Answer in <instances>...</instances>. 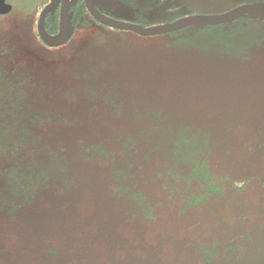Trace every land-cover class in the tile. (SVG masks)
<instances>
[{
	"label": "rangeland",
	"instance_id": "374dc122",
	"mask_svg": "<svg viewBox=\"0 0 264 264\" xmlns=\"http://www.w3.org/2000/svg\"><path fill=\"white\" fill-rule=\"evenodd\" d=\"M41 1L0 16V264H264V19L142 37L86 14L47 48ZM251 3L113 0V17L160 26ZM66 183L75 207L51 217Z\"/></svg>",
	"mask_w": 264,
	"mask_h": 264
},
{
	"label": "water",
	"instance_id": "95a60500",
	"mask_svg": "<svg viewBox=\"0 0 264 264\" xmlns=\"http://www.w3.org/2000/svg\"><path fill=\"white\" fill-rule=\"evenodd\" d=\"M50 3L40 12L37 20V36H39L42 44L47 48H60L64 45L71 33V19L69 16V0H49ZM74 0H72L73 2ZM86 4V9L89 12L92 20L98 23L103 28H108L113 31L119 32H131L137 36L150 37V36H162L172 35L183 31L188 27H218L226 26L237 22L242 17L251 15L264 18V3H251V5H240L237 8L229 10L227 13L217 16H187L182 19L172 22V24H161L160 26L143 27L141 25H135L130 22H122L114 20L105 14L103 15L96 9L98 5H102L107 10L113 12L112 0H83ZM62 5L59 12V29L55 35H48L45 30V20L51 11L56 10L59 5ZM11 11V7L5 3V0H0V16L6 15Z\"/></svg>",
	"mask_w": 264,
	"mask_h": 264
},
{
	"label": "trees",
	"instance_id": "16d2710c",
	"mask_svg": "<svg viewBox=\"0 0 264 264\" xmlns=\"http://www.w3.org/2000/svg\"><path fill=\"white\" fill-rule=\"evenodd\" d=\"M54 16H49L48 18H47V20H46V22H45V24H46V29H47V31L49 30L50 32L52 31V30H54V28H53V18ZM247 17H243V18H241L240 19V21H242V20H245ZM260 18V17H259ZM261 19H264L263 17L261 18ZM239 21V22H240ZM221 27V26H220ZM184 30H186V29H184ZM184 30L183 31H180V32H177L178 34L179 33H181V32H184ZM177 33H173V34H177ZM172 34V35H173ZM96 158L97 159H99V161H100V163L101 164H104V165H106L107 164V162L105 161L106 159L104 158V157H102L101 155H97L96 156ZM131 167V166H130ZM134 169L131 167V169H130V175L131 176H134ZM123 181V180H122ZM203 183H204V181H203ZM90 184L92 185V187L94 188L95 186H97V184H95V183H92V182H90ZM119 184H121V179H119ZM261 184H263V186H264V180L261 182ZM66 185H67V183L66 184H63V186L62 187H60L59 189H57V190H55L54 192H52V195H53V197L54 198H56V197H59V196H63V195H67V196H64L63 197V199L65 200V201H62V202H59V205L57 204V206L55 207V209L54 210H51L50 208H49V216H51V217H54V218H58V217H60V218H63V217H68L69 215V213L68 214H66V215H63V214H65V212H63L64 210L66 211L67 210V208L68 207H71V208H73V207H75L74 206V204H73V199H71L73 196H75V195H73V193H71L70 191L66 194L65 192H66V190L64 189L65 187H66ZM104 185V186H103ZM100 186H101V189L104 187V191L106 190V188L109 186V181H103V184H100ZM72 189H75V188H72ZM71 189V191L72 192H74L75 194H76V192L74 191V190H72ZM129 189H131L130 188V186H128L127 185V187L126 188H124L123 187V190H122V187H120V186H118L117 187V189L116 190H114V189H112V191H113V196H112V198L110 199L111 200V202H113L114 204H115V206H116V209L118 210V209H120V208H122V206H124V207H126L127 206V203L126 202H122V204L119 202L120 201V199H123V197H125L126 198V196L128 195V199H130L129 197L131 196V194H130V190ZM103 190V189H102ZM58 199H61V198H58ZM119 199V200H118ZM62 200V199H61ZM125 201V200H124ZM103 205V204H102ZM130 213H133V214H135L136 212H132V211H126V212H122V214L123 215H125V217H124V222L123 223H121V222H117V224L116 225H118V227H120V226H124V223L126 222V220L128 219V214H130ZM90 215H88L87 217H89ZM97 216L98 215H96V214H92L91 216H90V218H89V220H88V222H89V225L90 226H92V224H93V221L94 220H96V218H97ZM120 220H122V219H120ZM86 221H87V219H86ZM73 222H74V224H76V225H78V216L76 215V214H74V216H73ZM79 225H81V224H79ZM94 227V226H93Z\"/></svg>",
	"mask_w": 264,
	"mask_h": 264
},
{
	"label": "flooded vegetation",
	"instance_id": "af4514ba",
	"mask_svg": "<svg viewBox=\"0 0 264 264\" xmlns=\"http://www.w3.org/2000/svg\"><path fill=\"white\" fill-rule=\"evenodd\" d=\"M112 2H113V0H112ZM5 3H7L10 7H11V11L8 13V14H6V15H11V13L13 12V8H12V5H11V3H9L8 2V0H5ZM50 3V1L49 0H42L41 1V3H40V5L38 6V13H39V15H40V12L48 5ZM69 16L71 15L72 16V19H71V26H70V33L72 34L73 32H74V30L78 27V21L81 19V17H85V15L86 16H88L89 18H90V21L92 22V24H93V22H94V20H92V18H91V16H90V14H89V12L87 11V9H86V4H85V2L83 1V0H74L73 2H72V0H69ZM61 4L59 5V7L56 9V10H54V11H51L50 12V14H48V16H47V18L49 17V16H54L53 18V28H54V32H50L49 30L47 31V29H46V24H45V22H46V20H47V18H46V20H45V22H44V24H45V30H46V32L48 33V35H55V34H57L58 33V29H59V14H60V12H59V10H60V8H61ZM96 9L98 10V11H100V13H102L103 15L105 14L106 16H108V17H110V18H112V19H114V17H113V12H111V11H109V10H107L105 7H103L102 5H98L97 7H96ZM241 19V18H240ZM115 20V19H114ZM117 20V19H116ZM89 21V22H90ZM240 21V20H239ZM239 21H237V22H239ZM130 23H132V24H137L135 21H129ZM236 23V22H235ZM91 24V25H92ZM94 24H97L98 26H100L98 23H96V22H94ZM138 26L139 25H141V24H137ZM142 26V25H141ZM100 27H102V26H100ZM143 27H145V26H143ZM103 28V27H102ZM105 29V28H104ZM73 35V34H72ZM36 36H37V32H36ZM71 36V35H70ZM38 38H39V36H38ZM39 40H40V38H39ZM40 42H41V40H40ZM42 43V42H41Z\"/></svg>",
	"mask_w": 264,
	"mask_h": 264
}]
</instances>
